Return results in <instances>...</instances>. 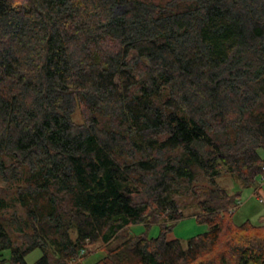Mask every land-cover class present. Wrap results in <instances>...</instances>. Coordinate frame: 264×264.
I'll list each match as a JSON object with an SVG mask.
<instances>
[{
	"label": "trees",
	"instance_id": "trees-1",
	"mask_svg": "<svg viewBox=\"0 0 264 264\" xmlns=\"http://www.w3.org/2000/svg\"><path fill=\"white\" fill-rule=\"evenodd\" d=\"M263 163L264 0H0V264H264L217 181ZM178 197L208 226L186 246Z\"/></svg>",
	"mask_w": 264,
	"mask_h": 264
},
{
	"label": "rangeland",
	"instance_id": "rangeland-1",
	"mask_svg": "<svg viewBox=\"0 0 264 264\" xmlns=\"http://www.w3.org/2000/svg\"><path fill=\"white\" fill-rule=\"evenodd\" d=\"M116 10H119L117 8ZM75 120L80 121L79 113L74 115ZM221 175L217 178L218 183L226 188L231 194H237V206H232L228 210L233 212V220L235 223H241L248 219L253 224H262L264 220H260V216L264 214V181L260 179V173L255 181V184L251 186H241L239 180L231 174L225 172V167L221 166ZM16 182L6 178L0 172V194L7 200V207L4 214L16 215L23 217L24 211L16 198ZM177 205L179 211L181 210L182 216L178 218L172 225L171 231L168 233V238H178L181 243L186 246L187 238L202 233L207 230L206 223H201L196 220V215L199 212V208L196 206L195 201L192 198H177ZM130 233H139L147 231L149 236H156L159 232L158 222L145 225L144 223L131 224L128 228ZM17 232V231H16ZM99 244L90 246L92 250L86 257L83 258L82 264H91L99 257L103 252L99 249ZM41 254L40 249H34L28 253L25 257L28 263L36 260ZM5 256L8 257L9 251H5ZM1 264H10L4 262Z\"/></svg>",
	"mask_w": 264,
	"mask_h": 264
},
{
	"label": "built area",
	"instance_id": "built-area-1",
	"mask_svg": "<svg viewBox=\"0 0 264 264\" xmlns=\"http://www.w3.org/2000/svg\"><path fill=\"white\" fill-rule=\"evenodd\" d=\"M261 177H260V179H262V181H264V163L262 164V166H261ZM82 252V251H81Z\"/></svg>",
	"mask_w": 264,
	"mask_h": 264
},
{
	"label": "crops",
	"instance_id": "crops-1",
	"mask_svg": "<svg viewBox=\"0 0 264 264\" xmlns=\"http://www.w3.org/2000/svg\"><path fill=\"white\" fill-rule=\"evenodd\" d=\"M260 220H261V221L264 220V214H262V215L260 216Z\"/></svg>",
	"mask_w": 264,
	"mask_h": 264
}]
</instances>
